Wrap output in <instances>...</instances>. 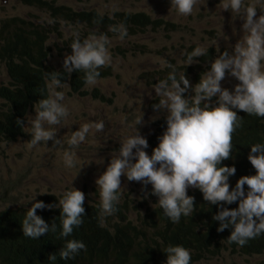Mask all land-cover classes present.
<instances>
[{
    "label": "clouds",
    "instance_id": "1",
    "mask_svg": "<svg viewBox=\"0 0 264 264\" xmlns=\"http://www.w3.org/2000/svg\"><path fill=\"white\" fill-rule=\"evenodd\" d=\"M205 3L206 0H170L171 6L182 16L192 15L198 5ZM222 9L235 13L243 21L242 35L231 46V51L226 48L221 52L217 47L218 56L211 61L195 85L190 83L184 73L177 79L175 67L167 60L161 61L162 67L172 71L166 79L154 84L155 94L161 99L152 108L157 113L166 111V116L157 119L165 117L166 130L158 137V145L149 155L144 150L149 147L148 141L137 127L145 123L141 115L134 123L133 132L120 143L117 154L111 156L105 170L96 178L101 226L106 224L103 222L105 217L118 211L116 205L125 201L121 200L123 176L128 181L138 182L145 187L151 185L149 193L142 187L144 195L137 199L151 197L156 203L151 207H160L173 223H179L182 215H193L195 199L188 195V189L193 188L202 193L203 200L209 205L218 207L219 210L212 216L214 221L219 222L216 231L223 232L231 228L227 243L243 247L249 240L264 233V143L253 144L247 155L255 174L240 176L234 187L230 186L229 178L235 175V166H222V161L234 158L233 133L241 126L242 117L234 109L247 115L264 117V0H253L252 3H245V0H224ZM257 9L262 13L259 16ZM70 30L74 31L68 36V39L72 38L71 53L63 59V72L69 75L82 71L86 84L83 92H88L87 86H94L99 79L113 74L110 67V38L105 33L91 34L86 38L83 37L84 30L69 26L67 32L70 33ZM110 31L117 33L120 40L128 35L123 23L111 26ZM207 51L204 47H195L187 55L186 66L199 63L194 58L205 56ZM107 67H110V74L99 78V69ZM59 73L53 72L47 85V98L36 102L33 107L34 117L28 116L27 125L30 126L31 137L27 141L29 149L48 141L53 144L61 143L56 138L57 129L54 126L60 125L68 117L69 109L62 103L65 99L64 93L56 89L69 86V82L62 83ZM226 74L238 81L231 91L221 86ZM189 91L192 94L186 97L185 93ZM213 98H216L214 104ZM2 104L0 101V106ZM16 124L23 127L24 121L17 119ZM104 127L102 120L86 123L72 132L68 144L71 148H76L86 140L93 128L102 132ZM156 129L157 127L155 131ZM0 147H4V144H0ZM63 162L67 168L76 167L75 152L65 151ZM35 196L21 225L23 235L32 239L57 230L54 222L49 226L36 214L37 209L57 208V203L45 204L37 200L39 197L35 199ZM58 200L61 217L59 235L62 238L70 237L74 228L83 223L84 204H97L85 203V193L74 187ZM126 201V215L129 217L131 211H136V218L129 217L130 219L136 220L139 214H144L147 206L143 203H139L144 207L140 210L139 207L135 208L137 202L134 201V204L132 200ZM233 203L238 206H224ZM80 250H86L82 241L67 239L65 246L59 250V259L74 258ZM164 253L166 264H191L190 250L183 246L169 245ZM48 259L56 261V253L50 254Z\"/></svg>",
    "mask_w": 264,
    "mask_h": 264
},
{
    "label": "trees",
    "instance_id": "2",
    "mask_svg": "<svg viewBox=\"0 0 264 264\" xmlns=\"http://www.w3.org/2000/svg\"><path fill=\"white\" fill-rule=\"evenodd\" d=\"M22 5L34 7L48 15L50 22L13 16L0 22V66H6L9 77L7 85L0 86V140L16 141L24 136V126L16 124L20 119L26 122L27 112L35 107L41 98H47V82L53 72H60L62 83L69 82L71 91L79 96L93 95L94 99L104 100V95L97 89L91 93L83 92L84 73L73 72L69 75L63 68L54 69L48 63L51 55L49 45L53 35L64 47L56 46L59 56L71 53L72 38L66 39L65 32L69 26L75 29L110 30L111 26L125 24L128 36H138L147 29L152 31L176 32L178 26L164 19H154L144 12L115 11L102 14L97 10H74L57 0H18ZM65 29V30H64ZM64 30V31H63ZM87 35L84 34L83 37ZM211 51L205 58L211 59ZM200 68L201 66L198 65ZM100 68V77L110 74V70ZM200 79V74L195 78ZM242 117L241 126L233 133V159L222 161V166H235L236 173L229 178L231 187L242 175H254L255 170L247 160L250 147L256 143H264V117L247 115L234 109ZM157 129L147 138L149 147L146 152L151 155L152 149L158 145V137L166 130L165 117L156 122ZM245 190L247 186L245 185ZM195 199V211L192 216H181L179 223H173L160 207L147 206L144 214L136 220L126 215L127 201L117 204L118 211L104 218L105 226H101L100 208L84 204L83 223L74 228L70 237L62 238L61 217L58 198L46 194L40 196L45 204H56L57 208L37 209V215L51 226L57 225L56 232L49 231L38 239L25 237L22 233V221L26 207L0 210V264H166L164 250L169 245H180L190 250L191 264H200L201 260L220 254L222 250L244 256H262L258 264H264V233L249 240L243 247L235 243L229 244L226 239L231 228L217 232L219 222L212 216L219 210L216 205H209L203 200L202 193L195 189L188 193ZM134 203V201H132ZM236 208L237 203L224 205ZM142 204H135V208ZM67 239H76L86 245L74 258L59 259V250ZM56 253L57 260L50 261L48 256Z\"/></svg>",
    "mask_w": 264,
    "mask_h": 264
},
{
    "label": "rangeland",
    "instance_id": "3",
    "mask_svg": "<svg viewBox=\"0 0 264 264\" xmlns=\"http://www.w3.org/2000/svg\"><path fill=\"white\" fill-rule=\"evenodd\" d=\"M223 2L224 0H206L204 5H198L194 9L192 15L182 16L171 6L170 0H57L58 4L68 5L75 10L95 9L102 14H112L115 11L144 12L154 19L175 23L178 29L176 32L147 29L141 35L128 36L123 40L110 30L94 28L84 31L87 37L105 33L110 38V67L113 74L86 88L89 93L97 89L104 95V100L94 99L93 95L73 94L68 85L57 88L56 91L64 93L65 99L62 103L69 109L68 117L60 125L54 126L60 144L48 141L32 149L28 148L27 141L31 137L27 120L28 116L34 117V108L26 114L24 136L11 142L0 140V144H4V147H0V210L26 207L31 204L36 194L35 199L46 195L38 193L55 195L61 199L72 187L85 193V203H99V188L96 187L95 180L105 170L111 156L117 154L120 143L133 132L136 119L142 115L145 123L137 127L147 139L155 131L157 119L166 116V111L157 113L152 108L161 99L155 94L154 84L166 79L172 71L162 67L161 61L167 60L175 67L177 79L184 73L190 83L195 85L198 74L202 76L211 61L218 56L217 47L221 52L226 48L231 51V46L242 35L243 21L235 13L223 10ZM252 2L253 0H245V3ZM260 14L262 13L257 9V16ZM13 16L50 22L48 15L34 7L22 5L18 0H0V22ZM73 32H65L64 39ZM49 45L52 53L48 63L54 69L63 68V59L70 53L59 56L56 46L64 47V44L53 35ZM197 46L212 50V58H205L202 62L203 56L196 57L194 60L199 63L186 66L187 55ZM8 81L5 67L0 66V86L7 85ZM236 83L238 81L235 78L226 74L221 86L231 91ZM191 94L189 91L185 96ZM215 99L213 98V104ZM101 120L105 124L102 132L93 128L83 143L76 148L70 147L68 141L73 131L86 123ZM65 151L75 152L76 167H65ZM82 165L84 166L80 169ZM121 184V200H132L145 206L156 204L149 196L147 199H137L144 195L142 187L149 193L151 185L145 187L138 182H130L123 176ZM192 190L194 189L189 188L188 192ZM139 208L142 210L144 207ZM129 217L136 218V211H131ZM262 259V256H244L222 250L216 256L202 259L200 264H258Z\"/></svg>",
    "mask_w": 264,
    "mask_h": 264
}]
</instances>
